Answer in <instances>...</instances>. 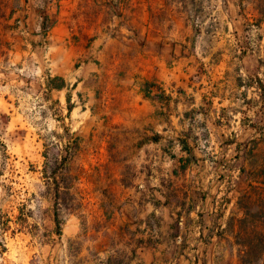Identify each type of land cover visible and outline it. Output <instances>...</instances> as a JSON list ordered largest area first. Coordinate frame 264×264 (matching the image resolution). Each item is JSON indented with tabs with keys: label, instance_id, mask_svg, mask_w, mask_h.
Returning a JSON list of instances; mask_svg holds the SVG:
<instances>
[{
	"label": "crops",
	"instance_id": "0c3cea01",
	"mask_svg": "<svg viewBox=\"0 0 264 264\" xmlns=\"http://www.w3.org/2000/svg\"><path fill=\"white\" fill-rule=\"evenodd\" d=\"M190 1L5 0L0 68L30 60L73 88L89 264H241L245 206L264 199L249 164L264 144V0H193L209 9L198 30ZM16 111L0 106L9 126ZM1 240L6 263L15 235Z\"/></svg>",
	"mask_w": 264,
	"mask_h": 264
},
{
	"label": "rangeland",
	"instance_id": "374dc122",
	"mask_svg": "<svg viewBox=\"0 0 264 264\" xmlns=\"http://www.w3.org/2000/svg\"><path fill=\"white\" fill-rule=\"evenodd\" d=\"M190 2L189 20L193 30H198L208 19V5ZM7 9V2L0 0V18ZM2 64L0 106L10 104L17 109V124L9 126L8 114L0 113V234L9 230L11 237L15 235L9 259L5 257L6 263H0L89 264L90 232L98 225L87 222L78 193V174L88 171V161L79 159L77 153L81 139L78 116L73 117L71 111V82L63 84L51 79L49 73L47 80H38L30 60L10 70L7 61ZM9 77L16 82L7 85ZM62 87L63 95L52 92ZM249 164L251 171H264V144ZM260 199L249 206L254 217L244 229L251 236L264 235V199ZM73 215L80 217L79 233L74 239H65L63 228ZM55 216L60 235L56 233ZM0 248L6 249L3 240ZM263 263L261 258L251 264Z\"/></svg>",
	"mask_w": 264,
	"mask_h": 264
},
{
	"label": "trees",
	"instance_id": "16d2710c",
	"mask_svg": "<svg viewBox=\"0 0 264 264\" xmlns=\"http://www.w3.org/2000/svg\"><path fill=\"white\" fill-rule=\"evenodd\" d=\"M246 215L247 220L244 219L241 221V232H243L240 236L239 245L244 247L245 250H242V256L240 255V262L241 264H251L256 261H260L263 253H264V235L254 233L252 236L246 234L245 232V225L249 223L250 220L253 219V215L251 214V210L249 207H246ZM264 215V213H263ZM55 226H56V233L60 235V228H59V221L57 217L54 218Z\"/></svg>",
	"mask_w": 264,
	"mask_h": 264
}]
</instances>
